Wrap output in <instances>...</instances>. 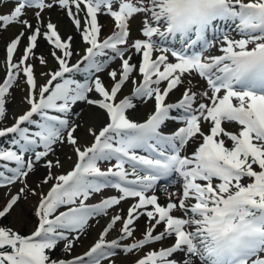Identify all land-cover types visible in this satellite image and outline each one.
I'll return each instance as SVG.
<instances>
[{"label": "snow or ice", "instance_id": "1", "mask_svg": "<svg viewBox=\"0 0 264 264\" xmlns=\"http://www.w3.org/2000/svg\"><path fill=\"white\" fill-rule=\"evenodd\" d=\"M12 3L0 13V32L18 28L5 45L0 121L19 82L25 107L0 128V138H8L7 147L0 145V187L22 186L6 194L0 219L22 198H38L30 234L0 224V264H116L122 255L129 264H264V0ZM56 7L79 34V51L73 35L46 15ZM99 14L114 22L107 36ZM141 14L144 39L129 43L131 21ZM156 37L178 39L182 50L162 47ZM41 41L47 55L37 53ZM197 45L200 51H191ZM33 61L44 66L39 77ZM196 77L204 84L197 87ZM174 91L180 96L169 102ZM78 103L100 111L78 123ZM149 104L143 120L131 118ZM170 121L179 126L165 132ZM65 148L75 161L59 172L57 152ZM38 167L46 171L33 188L28 177ZM106 189L118 194L104 195ZM97 194L99 202L87 203ZM97 217L108 219L86 252L52 258L61 243L70 254ZM114 230L117 236L107 239Z\"/></svg>", "mask_w": 264, "mask_h": 264}, {"label": "rangeland", "instance_id": "2", "mask_svg": "<svg viewBox=\"0 0 264 264\" xmlns=\"http://www.w3.org/2000/svg\"><path fill=\"white\" fill-rule=\"evenodd\" d=\"M13 7V3L12 0H8L7 3L3 4V6H0V13H6L8 12L11 8ZM32 12L33 10L29 9L27 10V17L29 20L32 19ZM46 15L51 18L52 22L57 23L58 27L61 31L62 34H72L74 37V41H73V48L76 51H79L82 47V41L80 39V36L78 33L75 32V29L72 27L71 22L69 21V18L65 15V13L59 9L58 7L53 8L51 11L47 12ZM82 15V14H81ZM142 15H137L134 20L136 22V27H138L140 29V20L142 18ZM98 21L101 25H103L102 27V36H107L109 33H111L112 31H114V22L111 19V17L104 15V14H99L98 15ZM227 30H228V25H226ZM138 28H136L134 31L131 30L130 32V37H129V43H131L133 40L140 38V39H144V37L142 36L141 32L138 30ZM226 30V28H225ZM18 31V28L13 25L11 27H9V29L7 31H2L0 32V81H2V79L4 78L5 75V71H6V65L3 61L4 55H5V45L8 42L10 36H12L15 32ZM135 32V33H134ZM137 32V33H136ZM233 35L235 36V33H233ZM158 41L157 42H161L159 41V38L157 37ZM160 45L162 47H165V45L161 44ZM43 52L45 55H47L48 52V48L45 45V43L43 41L40 42V47L37 49V53H41ZM213 54H220L218 51V48L212 49ZM157 54L154 52V55ZM140 59L139 56H133V62H138ZM170 60H174L173 57H169ZM76 57L73 56L72 58V62H75ZM36 65V73L37 76L39 77V73L40 71L44 70V66L39 65L38 61H33ZM119 61H115L113 66H115V64H118ZM52 64V60L49 57V66H51ZM77 79H83L82 76L77 75L76 77ZM105 80L107 81V77L105 75ZM194 83L197 85V87H199L200 85L204 84V81L199 79V77H196L194 79ZM127 90V89H126ZM11 92V97L8 100V103L6 105L7 107V111H8V115L7 118L4 121H0V128L5 127V126H10L13 123V113H18L22 110L23 107H25V105H23L21 103V99L22 97L25 95V91H24V86L22 82H19V86H14L12 89H10ZM171 99H169V101L172 100H177L180 96V91H174L171 95ZM151 108V104L145 106V105H139L138 108L136 109V111L134 112H130V116L131 118L135 119V120H143V118L145 117V115L147 114V110ZM75 112H82V116L77 118L74 117V119L77 120L78 123H81L83 120H86L90 115H94L96 113H98L100 110L91 106H88L84 103H78L75 108H74ZM179 125L176 124L175 122H168V126L165 129H169V131H174L175 128H177ZM232 130H235V126L232 127ZM77 135L79 136H83L84 135V130L83 128H81ZM90 140V138H89ZM190 151V150H189ZM57 155L59 156V158L61 159V161L64 163V168L58 170L59 172H63L65 170H70V167L73 165L75 157L73 156L72 160H68L66 157L67 156H72V152L70 150V148H65L63 151H59L57 152ZM110 166L107 162L102 164V168L104 167H108ZM45 169H43L42 167H38V170L35 174L30 175L28 177V182L30 184L31 187L36 188V183H37V178L41 177L45 174ZM22 185L17 183L13 186H10V188L8 187H0V210H2V208L5 206L7 200H6V194H8L9 192L12 194H15L19 188ZM43 188H46L47 186H42ZM41 189H37V191H40ZM118 193H116V191L114 189L112 190H106L104 191V195H116ZM159 195L163 196L164 193L163 191H159ZM101 195L97 194L96 196H94L93 198H90L88 202H94L97 201L98 198H100ZM38 197L36 196H29L27 200L25 199H21L18 203L17 206H14L13 210L10 212V214H8L5 218L4 221L2 223V225H7L12 227L14 230L17 231H24L26 234H30L31 231L34 229L35 227V223L36 221L34 219L31 220V214L30 212L33 211L34 207L33 205L35 204L36 200ZM131 201H126V202H122V204L119 206L120 208H123L126 210L125 206ZM119 211V209H113L111 210V213H115ZM58 214V213H57ZM180 215V213H179ZM108 218L107 217H97L96 219L92 220L90 222V227L87 229L86 234L82 235L80 240L78 242H76L72 252L70 254H66L63 252V244H59L57 246V251H58V255L56 258H71L72 256H76V255H82L84 252H86L89 247L91 246V244L98 239L99 237V233L103 230V227L105 226L106 220ZM99 220V223H97L96 221ZM145 224V219L141 222V225L144 226ZM140 226H137V233L136 235L139 236L140 235ZM117 228H119V224L117 225ZM162 230V229H161ZM117 236V232L114 230L111 232V234L107 237V239H112L115 238ZM151 248H155L158 249L160 247L159 244H153L151 246H149ZM148 249L146 248L145 251H147ZM143 255V253H137L136 256H141ZM176 258V257H174ZM116 264H129V257L127 256H120V257H116ZM177 259H179V257L177 256ZM103 264H108L107 261H104Z\"/></svg>", "mask_w": 264, "mask_h": 264}, {"label": "bare ground", "instance_id": "3", "mask_svg": "<svg viewBox=\"0 0 264 264\" xmlns=\"http://www.w3.org/2000/svg\"><path fill=\"white\" fill-rule=\"evenodd\" d=\"M136 22H135V20L133 19L132 21H131V30L132 31H134L136 28H138V27H136ZM139 29V28H138ZM135 33V32H134ZM137 33V32H136ZM170 191H174L175 190V187H171L170 189H169ZM160 197H161V200H164V195L163 196H161V195H159ZM131 202H129V204H130ZM128 207V204L125 206V208H127ZM145 218L144 217H141L137 222H136V224H137V226H140L141 225V222L144 220ZM142 225H141V228H139L140 230H142Z\"/></svg>", "mask_w": 264, "mask_h": 264}, {"label": "trees", "instance_id": "4", "mask_svg": "<svg viewBox=\"0 0 264 264\" xmlns=\"http://www.w3.org/2000/svg\"><path fill=\"white\" fill-rule=\"evenodd\" d=\"M33 213H34V209H33V211L30 212V214H31V220L34 219V220L36 221V217L34 216ZM3 221H4V218H3V219H0V224H2ZM19 232H21V233H23V234H26L24 231H19ZM58 254H59V253H58L57 249H55V250L52 252V258L55 259V258L57 257Z\"/></svg>", "mask_w": 264, "mask_h": 264}]
</instances>
